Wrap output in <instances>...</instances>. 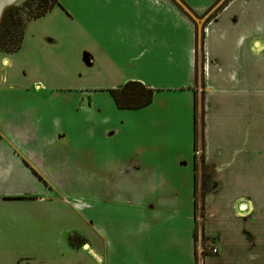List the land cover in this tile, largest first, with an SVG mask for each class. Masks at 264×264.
<instances>
[{"label":"crops","instance_id":"obj_1","mask_svg":"<svg viewBox=\"0 0 264 264\" xmlns=\"http://www.w3.org/2000/svg\"><path fill=\"white\" fill-rule=\"evenodd\" d=\"M22 1L0 0V18ZM59 3L36 43L25 32L21 49L31 47L33 63L24 76L21 49L0 51V188L6 177L19 183L0 199L20 200L32 211L24 220L49 228L40 249L94 264H264V0ZM74 65L108 67L117 85L79 82ZM129 81L154 91L148 106L164 108V127L184 123L174 105L191 109L186 141L172 129L176 158L163 160L147 142L111 144L128 138L120 114L152 122L148 106L116 105L109 90ZM165 142L177 140L159 142L168 153Z\"/></svg>","mask_w":264,"mask_h":264},{"label":"rangeland","instance_id":"obj_2","mask_svg":"<svg viewBox=\"0 0 264 264\" xmlns=\"http://www.w3.org/2000/svg\"><path fill=\"white\" fill-rule=\"evenodd\" d=\"M49 14V13H48ZM45 15L44 17H41L39 19L33 20L25 30L27 34V41L26 43L31 42L33 45L36 38L34 39V34H45L43 31H45L46 23L49 22L50 15ZM46 17V19H44ZM44 19V20H42ZM37 21V22H36ZM26 37V36H25ZM25 43V40H24ZM31 51V47L27 45V47H23L21 49V55L16 59V74L18 75L19 72L24 76L23 72L24 69L27 67V63H33L32 59H28V52ZM32 53V51H31ZM74 71L77 75L76 80L79 82H83L88 85H95V84H103L108 85L111 87L112 85H117V82H115V79L112 77V74L109 72L108 67H102V66H94L93 68H85V67H77V66H71L69 68V72ZM82 75L80 76V74ZM16 74L14 76H16ZM21 78V77H20ZM28 78V77H27ZM28 80L22 79L19 82H27ZM12 85V80L9 79L8 84L3 85L6 89L7 86ZM228 90L224 91L226 93ZM183 93L177 92V94H173L178 97V101H184L181 97ZM184 95V94H183ZM181 96V97H179ZM157 98V97H156ZM98 99L101 100L102 104L104 105V109L112 107L113 109H116V107L113 104V101L110 97H106L105 95L98 96ZM201 105V102H200ZM148 116L151 118L150 120L152 122H149L147 124H139L138 121H134V116H137L138 118L141 117V114L139 112L134 111H128V114H120L118 116V125H122L125 123V132L128 134V138H112L114 139L112 143L114 142H128L130 145L131 142H147V145H156L154 153H157L159 156L162 157L163 160H166L168 158H176V146L181 144L178 142V137L176 135H171L173 132L172 129L176 130L180 140L182 142H185L183 138V130L185 126L187 127V122L189 121L190 116V108L186 107V109H189L186 111H182L174 105V117L175 119H178L177 121H183L184 123L182 125L177 124V122H173V127H164L162 123L159 121V113L163 114V109L161 110V107H158L156 104L152 103L151 106H148L145 108L147 110ZM194 110H195V104H194ZM201 114V107L199 110V118ZM162 116V115H161ZM73 122H77L75 119H73ZM202 126L204 128V124H200L199 121V129L200 133L202 131ZM121 127V126H120ZM203 132V131H202ZM134 135H137V137H134ZM100 136H102L100 134ZM201 136V135H200ZM141 138V140H140ZM111 139V140H112ZM170 139L177 140V142H165L167 143L168 147H170L169 152L167 153L165 148L163 146L159 145V142L168 141ZM101 141L103 140V137H100ZM162 144V143H161ZM159 145V146H158ZM157 150V151H156ZM202 151L200 145L198 146V151ZM171 156V157H168ZM175 167V165H174ZM16 177V176H15ZM38 177H42L38 175ZM4 184L0 188L1 192L8 189H15L19 186V183L16 178L13 177H6L4 179ZM7 181L9 182L7 184ZM17 183V185L15 184ZM1 185V184H0ZM264 194V191H262ZM5 197V196H4ZM11 199L7 198L8 200H2L0 199V264H18L19 258H17L19 255H26L32 253L33 255H36L39 253L46 252L45 255L41 254L43 257V260L38 259L32 264H94L91 259H86L88 257L82 255V253H77L78 258L82 260L79 261L78 258H71V255L69 256L68 253L64 252L63 250H60L58 247L52 248L48 247L45 249H40L41 246L46 243L47 241L44 239V237L48 236L49 228H44L40 223H36L35 221H31L28 219L24 220L22 217L25 214L24 212L30 214L32 213L31 210H23L25 207L21 206L20 204H17L21 202L20 200H14L13 197H10ZM21 199V198H20ZM25 204V203H24ZM202 214V212H200ZM28 218V217H27ZM52 231L53 238H54V231ZM42 235V237H40ZM68 241H69V236ZM28 263V262H26ZM21 263V264H26Z\"/></svg>","mask_w":264,"mask_h":264},{"label":"trees","instance_id":"obj_3","mask_svg":"<svg viewBox=\"0 0 264 264\" xmlns=\"http://www.w3.org/2000/svg\"><path fill=\"white\" fill-rule=\"evenodd\" d=\"M59 0H24L4 9L0 18V51L6 54L18 52L25 38L27 25L44 17L56 6ZM120 109H139L151 104L154 91L140 82L129 81L119 88L109 90ZM195 147L198 141V105L195 101ZM197 210V208H196ZM77 236L71 237L75 242Z\"/></svg>","mask_w":264,"mask_h":264},{"label":"built area","instance_id":"obj_4","mask_svg":"<svg viewBox=\"0 0 264 264\" xmlns=\"http://www.w3.org/2000/svg\"><path fill=\"white\" fill-rule=\"evenodd\" d=\"M212 252L213 253H217V249L216 248H212Z\"/></svg>","mask_w":264,"mask_h":264}]
</instances>
